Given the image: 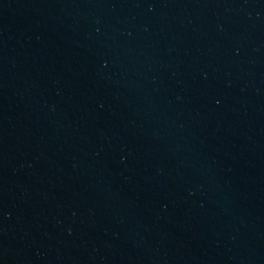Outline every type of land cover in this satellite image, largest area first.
Returning a JSON list of instances; mask_svg holds the SVG:
<instances>
[{"label":"water","instance_id":"1","mask_svg":"<svg viewBox=\"0 0 264 264\" xmlns=\"http://www.w3.org/2000/svg\"><path fill=\"white\" fill-rule=\"evenodd\" d=\"M0 264H264V0H0Z\"/></svg>","mask_w":264,"mask_h":264}]
</instances>
